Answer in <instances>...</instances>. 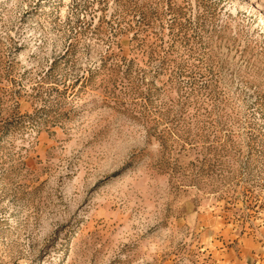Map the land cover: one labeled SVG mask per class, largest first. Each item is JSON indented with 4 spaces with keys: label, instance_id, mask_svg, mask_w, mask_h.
<instances>
[{
    "label": "rangeland",
    "instance_id": "1",
    "mask_svg": "<svg viewBox=\"0 0 264 264\" xmlns=\"http://www.w3.org/2000/svg\"><path fill=\"white\" fill-rule=\"evenodd\" d=\"M0 264H264V0H0Z\"/></svg>",
    "mask_w": 264,
    "mask_h": 264
}]
</instances>
